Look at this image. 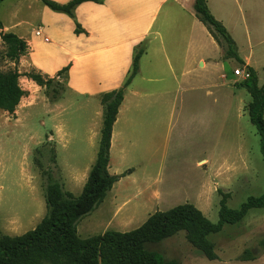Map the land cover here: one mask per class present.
Here are the masks:
<instances>
[{"label": "rangeland", "instance_id": "obj_1", "mask_svg": "<svg viewBox=\"0 0 264 264\" xmlns=\"http://www.w3.org/2000/svg\"><path fill=\"white\" fill-rule=\"evenodd\" d=\"M250 1L264 7V0ZM210 3L215 17L238 37L243 53L250 47H262H257L256 41L264 36V24L257 25L252 13L243 15L236 0H210ZM217 36L222 43L223 58L228 59L224 40ZM211 40L208 35L206 54L217 57V64L211 68L195 64L189 77L190 89L180 90L174 83V118L153 122L139 139L123 141L122 149L112 154L111 173L125 175L98 207L80 219L77 228L81 237L102 234L108 229H134L155 211L181 203L195 204L211 221L217 222L223 197L228 207L238 208L249 196L264 192L261 139L247 109L251 96L247 89L238 87L245 77L234 72L245 67L230 59L234 80L221 77L223 63ZM224 64L228 66V62ZM15 67L0 37V71ZM260 75L263 84L262 70ZM63 79V75L62 79H54L47 92L49 97L62 95ZM65 102L66 113L73 112L75 106ZM48 127L49 124L42 125L39 115L25 122L18 114L0 108L3 233L20 235L41 221L47 212L45 195L49 184L58 182L75 196L83 190L85 173L64 172L59 164L74 161L72 166L83 169L92 155L96 158L97 150L89 153L85 141L74 140L72 144L65 143L66 146L58 145L57 159L54 141L48 138ZM77 129L82 132L83 128ZM201 161L206 162L199 165ZM208 239L217 255L214 260L188 241L186 230L149 242L146 248L166 261L176 259L181 264H264V208H252L242 221L225 224Z\"/></svg>", "mask_w": 264, "mask_h": 264}, {"label": "crops", "instance_id": "obj_2", "mask_svg": "<svg viewBox=\"0 0 264 264\" xmlns=\"http://www.w3.org/2000/svg\"><path fill=\"white\" fill-rule=\"evenodd\" d=\"M54 1L64 3L69 0ZM194 1H84L76 7L75 16H70L51 9L41 0H2L0 19L3 30L17 34L27 43L26 52L17 62L13 61L15 68L22 73L19 85L24 91L14 113L25 122L39 115L42 125L49 124L48 138L54 141L57 159L58 145L72 144L74 140L85 141L87 152H98L96 146L104 116L101 95L122 87L132 70L136 48H143L139 70L125 89L124 100L113 125L111 172V156L122 149L123 141L139 139L149 131L148 126L153 122L174 118V83L180 90L190 89L189 77L195 64L210 68L217 64V57L206 54L208 35L215 51L219 49V60L223 63L221 77L233 79L235 76L229 62L233 58H223L222 45L197 17ZM236 1L237 9L243 11V15L244 12L245 16L246 12L252 13L257 25L264 24V7L250 0L245 4L241 0ZM207 4L215 14L210 0ZM256 13H259L257 17ZM77 23L81 27L79 32L76 31ZM39 26L44 32L41 36L35 33ZM231 35L239 56L246 63L243 66L254 67L258 83L262 85L260 70L264 72V36L256 41L257 47H262H250L243 53L238 37L233 32ZM45 36L49 41L44 39ZM224 62H228V66ZM66 67L65 87L56 100H51L45 87L24 74L36 70L46 77L62 79L59 72ZM64 101L74 105L75 110L67 114V102ZM78 126H82V132ZM95 161L92 155L83 169L72 166L74 161L68 160H65V165H59L64 172L85 173L84 184ZM205 162L201 161L199 165Z\"/></svg>", "mask_w": 264, "mask_h": 264}, {"label": "trees", "instance_id": "obj_3", "mask_svg": "<svg viewBox=\"0 0 264 264\" xmlns=\"http://www.w3.org/2000/svg\"><path fill=\"white\" fill-rule=\"evenodd\" d=\"M41 1L55 11L75 16L76 7L82 2L100 3L104 0H69L64 3ZM194 9L197 17L220 44L217 35L223 38L225 56L245 65L238 54L234 38L210 11L207 0H195ZM3 28L0 19V37L7 46V56L17 62L26 52L27 43L17 34L5 32ZM76 31H81L78 23ZM143 51V48H136L132 70L122 87L101 95L104 116L99 147L82 192L75 196L71 191L64 190L58 182L49 184L45 195L47 212L33 229L20 235L6 234L0 229V264H181L176 259L166 261L157 252L146 248L149 242L159 241L179 230H186L188 241L208 259L214 260L217 255L208 236L221 231L225 224L242 221L252 208H264V192L258 196H249L238 208L228 207L223 197L219 219L213 222L195 204L181 203L167 210L155 211L144 223L131 230L108 229L102 234L85 238L79 235L77 225L80 219L98 207L114 184L125 175L113 174L109 170L112 129L124 100L125 89L139 70V59ZM67 70L68 67L59 72L61 78L64 76V83ZM245 70L249 75L240 85L251 95L247 105L248 114L260 135L264 157V83L259 85L254 67L246 65ZM24 74L45 87L47 92L55 79L36 70ZM20 75L22 73L16 68L7 72L0 71V108L5 111L14 112L24 95L19 85ZM50 98L56 100L58 96Z\"/></svg>", "mask_w": 264, "mask_h": 264}, {"label": "built area", "instance_id": "obj_4", "mask_svg": "<svg viewBox=\"0 0 264 264\" xmlns=\"http://www.w3.org/2000/svg\"><path fill=\"white\" fill-rule=\"evenodd\" d=\"M35 33L37 35H40V36L43 35L44 34L43 27L39 26ZM44 39L46 41H49V37H47V36H45ZM234 72H235L236 75H243L245 78L248 77V75H249L248 72L245 69H242V68H236L234 70Z\"/></svg>", "mask_w": 264, "mask_h": 264}]
</instances>
